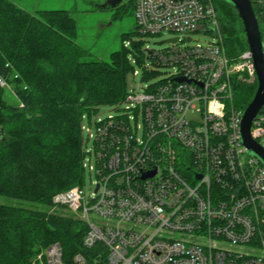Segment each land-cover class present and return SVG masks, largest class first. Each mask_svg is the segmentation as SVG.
<instances>
[{
    "label": "built area",
    "instance_id": "built-area-1",
    "mask_svg": "<svg viewBox=\"0 0 264 264\" xmlns=\"http://www.w3.org/2000/svg\"><path fill=\"white\" fill-rule=\"evenodd\" d=\"M134 11L141 35L177 37L151 51L173 72L128 90L122 114L81 123L82 165L95 180L52 204L86 225L82 250L65 256L55 241L29 264H264V165L243 145L244 109L232 104L233 77L256 79L251 52L226 53L213 0H135ZM199 28L216 40L180 44ZM10 78L0 72V88L17 97ZM250 133L264 147V105Z\"/></svg>",
    "mask_w": 264,
    "mask_h": 264
},
{
    "label": "trees",
    "instance_id": "trees-1",
    "mask_svg": "<svg viewBox=\"0 0 264 264\" xmlns=\"http://www.w3.org/2000/svg\"><path fill=\"white\" fill-rule=\"evenodd\" d=\"M251 2L264 51V17ZM213 3L225 51L235 58L248 49L241 19L227 0ZM75 36V21L65 9L29 12L0 0V72L11 75L17 95L7 97L0 88V264H29L55 241L65 256L82 250L86 225L52 204L55 193L83 183L82 116L89 119L100 105L124 99L134 71L129 52L143 77L152 75L144 69L152 55L146 58L140 41H131V51H112L109 60L87 59L90 52ZM256 86V79L233 77L232 104L244 109Z\"/></svg>",
    "mask_w": 264,
    "mask_h": 264
},
{
    "label": "rangeland",
    "instance_id": "rangeland-1",
    "mask_svg": "<svg viewBox=\"0 0 264 264\" xmlns=\"http://www.w3.org/2000/svg\"><path fill=\"white\" fill-rule=\"evenodd\" d=\"M18 6L29 12L44 9H65L69 15L74 19L76 26V42L87 49L90 55L87 59H102L109 60V55L112 51L120 49L122 46L131 51V41H140L141 48H147L153 51H160L169 47L170 43L162 40L175 36L173 32L167 34L156 35H141L136 32L135 25V0H121L119 6H102L107 0H11ZM219 22V21H218ZM129 33L127 35H124ZM213 31H205L201 28L189 32L183 36L180 44L195 45L196 43L205 44L215 41ZM129 58L134 66L136 73L133 70L127 77V90H138L140 87L156 83L162 79L170 76L173 72L171 67L159 66L147 60L149 75L147 78L143 77V67L133 61L132 52H129ZM7 97L10 95L5 91ZM12 102L13 98L10 99ZM126 103L120 102L118 104H102L98 107L96 113L92 114L91 121L97 118H104L110 115H120L125 110ZM198 114L195 113L196 117ZM142 124V121H139ZM82 124L88 127V116L85 114ZM142 126V125H141ZM141 126L139 131H141ZM91 131L94 127L91 126ZM87 131H82V137L87 140ZM92 139L88 140L87 147H90ZM91 164L94 166V158H91ZM95 180L94 168L90 172L88 166L84 170V188L88 193L91 187V182ZM5 198L0 197V202ZM38 253V252H37ZM34 254L30 261L35 256Z\"/></svg>",
    "mask_w": 264,
    "mask_h": 264
},
{
    "label": "water",
    "instance_id": "water-1",
    "mask_svg": "<svg viewBox=\"0 0 264 264\" xmlns=\"http://www.w3.org/2000/svg\"><path fill=\"white\" fill-rule=\"evenodd\" d=\"M235 8L238 17L241 19L244 33L246 37V43L248 49L252 55V62L255 70V76L257 81L256 90L252 100L244 108L240 119V138L247 149V151L254 155L264 165V147L252 138L250 129L252 121L264 105V51L261 34L258 26L257 17L255 15L251 0H227ZM121 0H107L102 6L110 5L116 6ZM177 40V37L167 38L162 40L163 42L173 43ZM149 59L150 49L144 48ZM178 80H184L183 77H179ZM154 171L149 174H153ZM200 177V176H198Z\"/></svg>",
    "mask_w": 264,
    "mask_h": 264
}]
</instances>
